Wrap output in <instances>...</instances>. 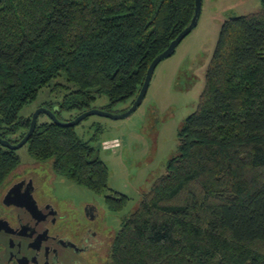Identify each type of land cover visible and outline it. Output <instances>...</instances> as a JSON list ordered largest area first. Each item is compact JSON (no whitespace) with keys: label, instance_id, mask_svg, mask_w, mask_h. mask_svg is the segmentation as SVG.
Masks as SVG:
<instances>
[{"label":"trees","instance_id":"1","mask_svg":"<svg viewBox=\"0 0 264 264\" xmlns=\"http://www.w3.org/2000/svg\"><path fill=\"white\" fill-rule=\"evenodd\" d=\"M194 2L0 0V137L25 135L32 115L19 111L61 74L74 87L59 109L100 95L134 100L150 62L190 23ZM260 2L257 12L222 23L196 108L178 128L177 154L113 235L108 264H264ZM24 145L56 174L96 194L108 189L107 165L74 126L37 120ZM19 162L0 144V182ZM104 199L117 211L127 196Z\"/></svg>","mask_w":264,"mask_h":264},{"label":"rangeland","instance_id":"2","mask_svg":"<svg viewBox=\"0 0 264 264\" xmlns=\"http://www.w3.org/2000/svg\"><path fill=\"white\" fill-rule=\"evenodd\" d=\"M260 1L201 0L196 25L169 56L158 62L146 94L134 111L122 118L91 114L74 126L77 135L90 141L108 167L105 193L96 194L56 174L50 162L33 159L25 145L16 149L20 162L15 169L30 163L47 165L57 178L56 194L59 198L73 207L83 202L96 206L97 230L109 242L125 218L137 208L152 182L165 172L168 159L177 154L178 128L196 108L222 23L230 16L257 12L261 8ZM73 87L64 74L58 75L39 90L34 101L22 107L19 115L31 116L39 107L49 105L62 121H67L89 109L120 114L134 101L128 98L112 104L105 95H100L83 108L59 109L64 95ZM37 120L48 121L49 117L40 113ZM112 140L118 142L117 147L105 148L104 142ZM111 192L127 196L120 210L113 211L107 206L104 196ZM108 247L105 253H101V260L90 258V262L83 264H108Z\"/></svg>","mask_w":264,"mask_h":264},{"label":"flooded vegetation","instance_id":"3","mask_svg":"<svg viewBox=\"0 0 264 264\" xmlns=\"http://www.w3.org/2000/svg\"><path fill=\"white\" fill-rule=\"evenodd\" d=\"M56 181L47 165L37 163L14 168L1 180L0 264L101 260L111 240L97 230L96 206H70L57 196Z\"/></svg>","mask_w":264,"mask_h":264},{"label":"water","instance_id":"4","mask_svg":"<svg viewBox=\"0 0 264 264\" xmlns=\"http://www.w3.org/2000/svg\"><path fill=\"white\" fill-rule=\"evenodd\" d=\"M200 7H201V0H195L194 2V13L193 16L191 18L190 23L175 37V39H173L170 44L168 45V47L160 54H158L156 57H154V59L150 62L147 71H146V75L144 78V81L139 89L138 94L136 95L132 105L123 113L120 114H112L110 112L104 111V110H99V109H89L83 113H81L80 115H78L76 118L72 119V120H67V121H62L59 120L55 113L53 112V110H50L46 107H39L31 116V120H30V125L29 128L27 130V132L25 133V135L16 143H11L9 142L7 139H3L0 137V144L2 146H6L9 149L12 150H16L19 147L23 146L26 141L28 140V138L30 137V135L32 134L33 130L35 129V125H36V121H37V117L40 113H45L48 115L49 119H51L52 122L61 125V126H75L76 124H78L83 118H85L88 115L91 114H98V115H103V116H107V117H111V118H122V117H126L128 116L132 111H134L136 109V107L140 104V102L142 101L144 95L146 94V90L148 88V84L152 75V72L154 70V68L156 67V65L158 64V62L162 59L165 58L167 56H169L175 49V47L180 43V41L192 30V28L196 25L197 22V18L199 15V11H200Z\"/></svg>","mask_w":264,"mask_h":264},{"label":"built area","instance_id":"5","mask_svg":"<svg viewBox=\"0 0 264 264\" xmlns=\"http://www.w3.org/2000/svg\"><path fill=\"white\" fill-rule=\"evenodd\" d=\"M117 145H118V142L116 140H112L110 142H108V141L104 142L105 148H107V147H113L114 148V147H117Z\"/></svg>","mask_w":264,"mask_h":264}]
</instances>
